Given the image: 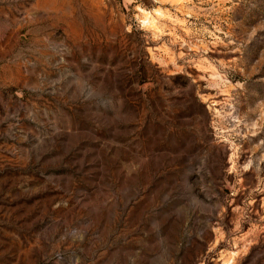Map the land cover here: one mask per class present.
<instances>
[{
  "label": "rangeland",
  "instance_id": "obj_1",
  "mask_svg": "<svg viewBox=\"0 0 264 264\" xmlns=\"http://www.w3.org/2000/svg\"><path fill=\"white\" fill-rule=\"evenodd\" d=\"M0 264H264V0H0Z\"/></svg>",
  "mask_w": 264,
  "mask_h": 264
}]
</instances>
